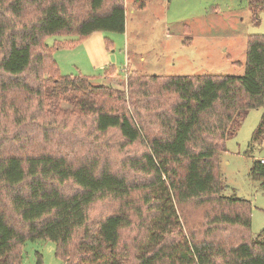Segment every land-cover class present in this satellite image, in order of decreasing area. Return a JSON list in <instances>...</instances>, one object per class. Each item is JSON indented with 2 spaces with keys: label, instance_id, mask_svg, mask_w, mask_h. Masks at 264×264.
<instances>
[{
  "label": "trees",
  "instance_id": "obj_1",
  "mask_svg": "<svg viewBox=\"0 0 264 264\" xmlns=\"http://www.w3.org/2000/svg\"><path fill=\"white\" fill-rule=\"evenodd\" d=\"M74 2L0 0V75L6 78L5 83L28 70L36 77L37 72H56L64 92L88 90L110 96L108 87L96 85L88 77L60 75L50 47L42 40L60 32L80 38L96 31L122 33L124 2L87 0L81 17L70 10ZM247 4L251 17L257 20L258 13L264 11V0H247ZM132 5L143 8L145 4L133 0ZM30 7L37 14L24 21L21 14ZM156 81L158 96L164 94L160 98L175 96L168 111L155 113L156 135L147 134L142 124L125 112L94 110L97 131L112 129L127 143L145 142L147 151L128 162L131 169L150 176L145 182L128 183L94 162L75 165L65 156L0 151V264H19L20 249L27 240L54 242L56 256L65 264H126L130 257L134 264H264V229L255 238L249 236V201L224 195L218 170L224 141L236 133L250 109L263 108L253 136L264 138V35H248L240 76L150 75L145 79L133 71L127 76L130 87ZM10 87L37 91L22 82ZM4 113L0 104V116ZM0 130L5 132L1 125ZM250 176L264 179V164L255 161ZM68 183L75 189L63 192ZM135 191L141 193V202L149 210L147 219L131 200ZM111 199L120 201L117 211L89 226L90 206ZM194 201L207 202L218 211L206 216L201 239L189 233L188 239L182 235L183 244L174 243L169 239L181 226L174 202ZM234 205L239 209H223ZM129 210L139 217L142 235L132 245H121L120 231L134 225ZM7 212L19 226L8 220ZM226 226L234 229L230 243L211 237ZM40 263L37 257L36 264Z\"/></svg>",
  "mask_w": 264,
  "mask_h": 264
},
{
  "label": "rangeland",
  "instance_id": "obj_2",
  "mask_svg": "<svg viewBox=\"0 0 264 264\" xmlns=\"http://www.w3.org/2000/svg\"><path fill=\"white\" fill-rule=\"evenodd\" d=\"M143 8H135L133 0H123L124 32L96 31L86 37L60 32L48 35L42 43L51 49L52 58L62 76H85L96 85L109 88L110 96L91 91L64 92L58 84V73L42 74L28 70L20 77L0 75V151L46 153L65 156L77 165L94 162L123 177L128 183L145 182L150 176L130 168L128 162L147 151L142 139L127 143L116 130L99 132L95 128L94 110L125 112L137 124H142L150 136L159 128L155 113L174 102V95L158 96V82L129 86L130 71L141 78L150 75H235L244 73L248 35H264V11L257 20L251 17L247 0H142ZM87 0H76L70 10L81 17ZM33 7L21 14L28 21L36 15ZM112 69V70H111ZM108 72V73H107ZM107 73V74H106ZM18 82L27 84L35 93L10 87ZM159 99L160 103H156ZM165 111V110H164ZM168 113V112H167ZM263 108L247 111L236 133L227 138L218 156V170L223 182V194L249 201V236L257 237L264 229V179H252V164L264 158V138L254 139ZM142 130L141 136H146ZM75 189L66 184L63 192ZM131 200L147 219L149 210L135 191ZM120 201L98 200L88 209V225L95 226L107 214L117 211ZM215 204V203H211ZM180 220V231L169 240L182 243L189 233L203 237L206 216L218 211L207 202L198 204L174 202ZM234 205L225 210H238ZM134 225L120 231V243L132 245L139 234L140 220L129 210ZM8 220L20 224L7 212ZM23 225V224H22ZM23 229V226L20 228ZM236 229V227H235ZM238 231V229H236ZM234 229L218 228L211 236L219 242L233 237ZM79 233L77 234V236ZM183 244V243H182ZM65 264L56 256L52 241H25L20 249L19 264ZM126 264H134L132 257Z\"/></svg>",
  "mask_w": 264,
  "mask_h": 264
},
{
  "label": "built area",
  "instance_id": "obj_3",
  "mask_svg": "<svg viewBox=\"0 0 264 264\" xmlns=\"http://www.w3.org/2000/svg\"><path fill=\"white\" fill-rule=\"evenodd\" d=\"M258 161L260 164H264V158H260V159H258Z\"/></svg>",
  "mask_w": 264,
  "mask_h": 264
}]
</instances>
